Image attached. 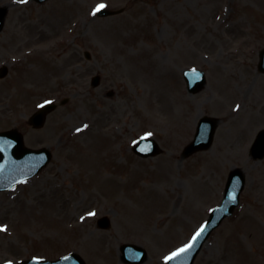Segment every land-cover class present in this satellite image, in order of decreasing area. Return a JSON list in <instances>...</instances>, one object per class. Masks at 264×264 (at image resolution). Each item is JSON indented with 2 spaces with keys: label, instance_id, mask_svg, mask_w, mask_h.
<instances>
[{
  "label": "rangeland",
  "instance_id": "374dc122",
  "mask_svg": "<svg viewBox=\"0 0 264 264\" xmlns=\"http://www.w3.org/2000/svg\"><path fill=\"white\" fill-rule=\"evenodd\" d=\"M101 3L123 11L93 14ZM2 6L0 67L10 72L0 78V131L17 129L27 147H49L53 158L0 192V263L76 251L88 264H126L119 249L130 242L147 249L143 264H167L221 203L230 171L241 168L240 205L195 264H264V159L249 155L264 128V0ZM189 67L207 73L196 94L182 77ZM96 74L102 80L94 87ZM65 97L43 127L30 124L42 103ZM202 113L221 119L215 141L183 158ZM149 134L164 152L145 158L131 145ZM102 216L109 229L98 226Z\"/></svg>",
  "mask_w": 264,
  "mask_h": 264
},
{
  "label": "water",
  "instance_id": "95a60500",
  "mask_svg": "<svg viewBox=\"0 0 264 264\" xmlns=\"http://www.w3.org/2000/svg\"><path fill=\"white\" fill-rule=\"evenodd\" d=\"M101 13L108 14L111 12L103 11ZM4 17H5V10L0 9V29L3 26ZM260 67L264 69V49L261 51ZM5 73H6V69L2 71L3 75ZM187 74L190 77L193 75V78H195L198 82L202 81L201 73H196L194 75V71H188ZM97 82L98 80H96L95 84H97ZM201 83H204V80ZM53 108L54 105L50 103L44 105L43 108L33 116L31 121L34 123L35 126H42L46 119L47 112L51 111ZM216 123L217 120L210 117L209 118L206 117L201 121V125L199 127L196 139L191 145L187 147L185 155H189L196 150L204 149L210 146L213 140ZM8 135L17 137L18 140L17 141L11 140L10 138H8ZM262 140H264V130L260 132L259 140L256 144V151H258L257 153L260 154V157L264 155V142L262 143ZM144 142H149L151 144V147L155 149V150H151L152 153L156 154L160 152L157 143L155 144L154 141L144 140ZM0 148L4 150L2 157H0V189L11 187L15 183L36 174L50 160V151L47 149L30 150L28 148H25L22 142V135L16 131L0 133ZM144 153L147 154L146 152ZM236 172L240 176L242 175V173L239 170H237ZM242 177L243 176H241V178ZM233 186H235V184ZM233 190L234 189L227 190V195L224 204L221 207L216 208V210L212 213L211 219L209 220L206 228L192 244V247L189 248L187 251L182 252L176 255L175 257H173L171 260V264L193 263L196 254L202 247L204 241L210 235L211 231L219 224L220 220L224 217V215L230 214L232 207L237 203V195L233 193L234 192ZM130 248L131 246H126V248L124 249L126 255L133 254L130 257H125L127 260L133 262H141L146 258V252L142 248L138 246H134L132 248V251H130L131 250ZM20 264H86V263L78 254H70L55 261L31 259L24 261Z\"/></svg>",
  "mask_w": 264,
  "mask_h": 264
},
{
  "label": "snow or ice",
  "instance_id": "6c2138e0",
  "mask_svg": "<svg viewBox=\"0 0 264 264\" xmlns=\"http://www.w3.org/2000/svg\"><path fill=\"white\" fill-rule=\"evenodd\" d=\"M20 2H21V3H25L26 0H20ZM104 7H105V5H104L103 3L98 4V5L96 6V8L94 9V13H93V14H95V12L100 11V10L103 9ZM78 131H79V129H78ZM149 135H150V134H149ZM89 215H94V213H89ZM0 230H5V229H4V228H0ZM203 231H204V227L201 226V228H200V229L194 234V236L192 237V241H190L188 244H186L183 248L178 249L177 252L173 253L171 257H166V259H171L172 257H174V256H176V255H178V254H180V253H182V252H185V251H187L189 248H191V247H192V244H193V243L195 242V240L201 235V233H202Z\"/></svg>",
  "mask_w": 264,
  "mask_h": 264
}]
</instances>
